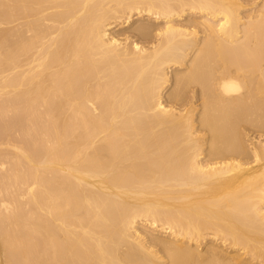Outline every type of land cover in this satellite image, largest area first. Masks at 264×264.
I'll return each instance as SVG.
<instances>
[{
    "label": "bare ground",
    "instance_id": "bare-ground-1",
    "mask_svg": "<svg viewBox=\"0 0 264 264\" xmlns=\"http://www.w3.org/2000/svg\"><path fill=\"white\" fill-rule=\"evenodd\" d=\"M0 264H264V0H0Z\"/></svg>",
    "mask_w": 264,
    "mask_h": 264
},
{
    "label": "rangeland",
    "instance_id": "rangeland-1",
    "mask_svg": "<svg viewBox=\"0 0 264 264\" xmlns=\"http://www.w3.org/2000/svg\"><path fill=\"white\" fill-rule=\"evenodd\" d=\"M115 30H118V31H119L120 29H118V28H115Z\"/></svg>",
    "mask_w": 264,
    "mask_h": 264
}]
</instances>
